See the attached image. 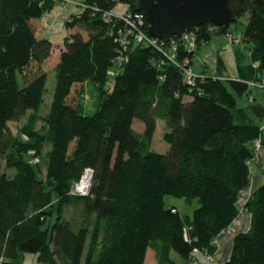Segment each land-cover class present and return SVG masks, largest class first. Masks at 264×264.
<instances>
[{"label":"trees","instance_id":"16d2710c","mask_svg":"<svg viewBox=\"0 0 264 264\" xmlns=\"http://www.w3.org/2000/svg\"><path fill=\"white\" fill-rule=\"evenodd\" d=\"M80 2L63 22L72 31L53 66L48 108L38 114L46 88L41 63L51 42L35 36L30 19L57 1L0 0V158L14 168L11 176L0 172V264H22L25 253L36 264H146L147 258L177 264L172 253L179 264H191L193 251L213 255L214 238L237 215V194L249 185L251 167L264 169L250 162L255 139L264 153V91L241 106L235 97L248 96L254 86L247 82L264 78V0H245L244 10L228 0L231 23L247 13L242 45L233 51L235 78L191 67L199 47L213 34L225 36L229 25L196 26L194 49L178 41L170 61L162 52L168 39L159 48L130 41L123 49L117 29L124 22L103 17L116 4L133 14L138 0ZM118 54L125 59L118 62ZM216 63L220 74L218 57ZM186 67L196 74L192 83L184 80ZM83 81L96 89L91 114L82 111L81 92L76 101L72 95ZM23 116L11 131L8 122ZM157 119L168 145L163 153L150 146ZM133 120L142 123L140 131ZM86 167L92 169L87 193L71 192ZM167 195L195 199V207L180 214L165 204ZM243 208L249 226L233 236L221 264H264V183Z\"/></svg>","mask_w":264,"mask_h":264},{"label":"rangeland","instance_id":"374dc122","mask_svg":"<svg viewBox=\"0 0 264 264\" xmlns=\"http://www.w3.org/2000/svg\"><path fill=\"white\" fill-rule=\"evenodd\" d=\"M57 5H59L63 9L67 8L68 6H73V7H76V9H77L76 0H68L66 2V5H63V6L60 4H57ZM123 7H124V5H122V4H116V7L113 8V10H115L116 12H120V11H122ZM56 11H58V10H56ZM246 17H247V13H244L235 22L229 24V31L231 32V34H233V35L235 34V36H238L241 33L243 26L246 22ZM30 23H31V26L32 27L34 26V29L36 30L38 27L37 22L35 20H32ZM81 31H82V35L85 36L83 29ZM65 32H66L65 29L63 27H61L59 29L57 28V29L48 30L47 34L43 33L42 31H37V33H36L37 38H44L45 37L46 39H48L51 42V45L54 48V52L52 53V55L49 54V57H47V59L41 63L42 69L46 72V82H45L46 88H45V91L43 93L42 102H41V104L37 110L38 114H44L48 108V105H49V101L51 98V89H52L53 82H54V71H53L54 60H53V56H55V54L57 53L58 48H59L58 46L60 44H62V40H63V36L65 35ZM226 41H228V40L226 37L224 38L223 35H212L209 44L208 45L205 44L202 47L201 51H204V54H207L209 52V55L206 56V58L204 59V62H205L206 67H207L206 70L209 74L213 73V72L218 73V70H216V68H215V58L217 55L216 53H217V51L220 50L222 43L226 42ZM228 43H232L231 46H233V47H238L239 45L240 46L242 45V44H238V43H235L232 41H228ZM201 55H203V54H201ZM196 66H197V58H194V65H193L194 69ZM113 69H114V67L111 66L110 71H112ZM222 73H223V70L220 73V75ZM16 81H17V84L19 86L23 85V78H22V75L20 73H16ZM108 86H109V82H106L104 84V87L106 88ZM258 89L264 91V82L262 83V87H260ZM80 92H81V94H80ZM78 94H80L79 101H80V105L82 106V111L85 114H91L95 109V101H96V89L94 88L93 84L90 83L89 81H83L82 82V89H81V87H79V85H76L75 89L73 90V93H72V95L74 97L73 98L74 101H76V95H78ZM245 95H246L245 93H241L240 95L235 96L236 102L238 105L241 106V105L246 104V99H245L246 96ZM29 112L30 111H27V113H29ZM24 121H25V116L21 117L18 121L8 122L9 128L11 129V131H15V127L17 125L22 124ZM36 125L38 126L39 123H36ZM132 127L135 128L136 130L142 129V123L138 120H133ZM163 131H164V123L162 120L157 119L155 129H154V132H153L152 137H151L150 146H151V149H153L156 152H160V153L165 152L167 149V146H168L167 143L162 140ZM0 172H3L5 174L11 176L14 173V168L6 167L4 165L3 160L0 158ZM55 199H56V196L54 193H52L51 202L53 204L55 203ZM164 201H165L166 205H168L169 202L175 203L176 205H178V210H179L180 214H185L186 210H188L190 208V206H192L193 204H196L195 199H193L191 201V203L189 204L187 202H184L183 199H181V198H176V197L169 196V195L165 196ZM177 201H179V202L176 203ZM69 211L73 213L75 211V208L70 207ZM54 214H55V211L52 210V213L50 215L46 216V219L43 223L44 227L45 226L49 227V225L51 224V222L54 219ZM172 255H173V258L175 259V262L177 264L181 263L182 260L179 258V256H177L175 253H172ZM146 264H149L148 258H147Z\"/></svg>","mask_w":264,"mask_h":264},{"label":"crops","instance_id":"0c3cea01","mask_svg":"<svg viewBox=\"0 0 264 264\" xmlns=\"http://www.w3.org/2000/svg\"><path fill=\"white\" fill-rule=\"evenodd\" d=\"M76 10H77L76 7H73V6H68L67 8L63 9L59 5L55 4L49 11L44 12L39 18L30 19V22L32 20H35L38 24V27L36 30L34 29V26L32 27L34 30L35 36H36L37 31H42L43 33L47 34L48 30L57 29V28L59 29L61 27H63L66 31L65 35L68 34L70 31H72V29L65 28L63 25V22L70 13L75 12ZM213 35H221V34H213ZM223 37L225 38L224 35ZM210 40L202 44L199 47V49L195 52L194 56L191 59V67L196 72H200L203 70V73L206 75H211V76L220 75L217 72H213L209 74L206 70L207 67L204 62V59L206 58V56L209 55V52L207 54H204V51H201V49L205 44L208 45ZM238 44L240 43L238 42ZM231 45L232 43H228V41L223 42L220 47V50L217 51L216 53L217 54L216 58L217 57L219 58L221 65H222L223 73L221 75L227 78L237 77L233 51L234 49L238 48L240 45L238 47H233ZM58 47L59 48H58L57 53L55 54V56H53L54 65L58 60L59 51L60 49H62V44H60ZM53 52H54V48L51 45L50 54L52 55ZM194 58H197V66L195 67V69L193 67ZM216 58H215V68L216 70H218ZM46 59H44L42 62H44ZM262 93L263 91L256 87L251 88L249 95L248 96L245 95L246 104L252 101L251 99L253 97H256L257 95H262ZM262 124H264V119L261 121V125ZM140 130L141 129H138V131ZM262 183H264V169H261L258 166H252L250 169L249 185L246 188L239 190L237 194V199L235 202V206L238 211L237 215L214 238L213 242L215 245V250L210 260L206 259L202 252H199V251L192 252L191 256H192V259L196 261V264H221L223 261H225L228 258L230 249H231V243H232L233 236L238 232L246 231L250 223V213L244 210L243 204L248 198V196L251 194V192L258 185ZM178 202L179 201H177L176 203ZM168 205H174L178 210V205H176L175 203L169 202ZM194 207H195V204L190 206V208L186 210L185 214L190 213L191 209H193ZM171 256L173 257L172 254ZM22 264H36L35 255L31 253H25Z\"/></svg>","mask_w":264,"mask_h":264},{"label":"water","instance_id":"95a60500","mask_svg":"<svg viewBox=\"0 0 264 264\" xmlns=\"http://www.w3.org/2000/svg\"><path fill=\"white\" fill-rule=\"evenodd\" d=\"M261 4L263 0H252ZM239 8L245 9V0H238ZM136 10L146 20V33L166 41L173 36L178 42L184 31L210 23L214 26H228L234 18V10L228 0H138Z\"/></svg>","mask_w":264,"mask_h":264},{"label":"built area","instance_id":"2783aa9c","mask_svg":"<svg viewBox=\"0 0 264 264\" xmlns=\"http://www.w3.org/2000/svg\"><path fill=\"white\" fill-rule=\"evenodd\" d=\"M56 1L57 4L63 6L66 5V2L68 0H56ZM76 6L77 9H79L78 7L83 6V4L80 2V0H76ZM103 17L108 20L111 17H115L124 22V27L117 29V33L119 34L118 41L120 42V45L122 46L123 49L127 46V43L130 41L145 43L147 45H153L159 48L158 41H162V40H159L146 33V30L144 28V25L146 26V20L141 11H137L131 14L129 12H126L125 10H122L120 12H116L115 10H107L103 12ZM128 35L130 36V38H128ZM225 37L227 38L228 41H232L235 43H238L240 40L239 36H235L231 34V32H227L225 34ZM194 39H195V35L193 31H184L179 35L178 41L182 42L185 45L186 49L192 50L195 47ZM176 44L177 42L175 38L173 36H170L168 38V48L167 49L162 48L163 54L170 61H173L171 54L175 50ZM123 59H125V56H123L122 54H118L116 57V60H118V62ZM183 76H184V80L187 83H192V80L194 79L196 74L192 72L191 67H186L183 70ZM263 82H264V78L259 82L248 81L247 84L250 86L260 88L262 87ZM263 126L264 124H262L260 128H262ZM252 144H253V156L250 159V162L264 165V153L262 152L259 139L258 138L255 139ZM35 160L36 159H34L33 161ZM91 176H92V169L89 167L84 168L78 180L73 183L71 192L80 195L86 194L90 184ZM204 256L208 260L212 258V254L204 253ZM191 264H196V261L192 259Z\"/></svg>","mask_w":264,"mask_h":264}]
</instances>
